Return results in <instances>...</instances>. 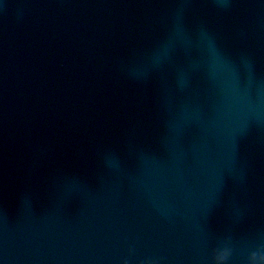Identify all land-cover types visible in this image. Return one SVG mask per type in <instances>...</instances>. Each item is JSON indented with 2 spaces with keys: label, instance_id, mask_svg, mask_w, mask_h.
Listing matches in <instances>:
<instances>
[{
  "label": "water",
  "instance_id": "water-1",
  "mask_svg": "<svg viewBox=\"0 0 264 264\" xmlns=\"http://www.w3.org/2000/svg\"><path fill=\"white\" fill-rule=\"evenodd\" d=\"M0 264H264V0H0Z\"/></svg>",
  "mask_w": 264,
  "mask_h": 264
}]
</instances>
